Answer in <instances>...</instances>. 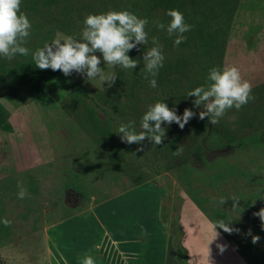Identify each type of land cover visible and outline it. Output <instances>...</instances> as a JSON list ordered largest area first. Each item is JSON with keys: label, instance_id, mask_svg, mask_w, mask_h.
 <instances>
[{"label": "rangeland", "instance_id": "obj_1", "mask_svg": "<svg viewBox=\"0 0 264 264\" xmlns=\"http://www.w3.org/2000/svg\"><path fill=\"white\" fill-rule=\"evenodd\" d=\"M130 2L21 0L20 10L32 23L25 46L34 51L65 35L78 39L88 14L124 10L123 4ZM207 6L209 11L215 8ZM159 7H163L162 0H155L150 12L136 14L149 21L145 28L148 43L127 53L138 61L136 68L107 65L101 53H94L101 57L106 76L115 73L114 84L88 80L86 70H72L68 76L59 71L53 80L41 83L46 95L40 98L22 86L17 74L0 71V102L12 126L10 132L0 130V264H57L59 244L68 253H87L94 245L79 236L72 247L70 237L81 235L78 231L93 235L97 242L134 241L136 236L128 238L126 230L120 235L121 227L133 219L123 217L122 211H133L128 210L133 206L130 201L144 196L152 199V189L159 182L167 186L172 180L215 224L223 221L233 229L229 233L219 228L231 245L225 256L230 252L236 257L239 249L247 263L264 264V228L253 215L264 208V0H233L229 16L214 22L208 12L207 28L203 26L222 24L225 40L219 50V68L237 67L242 79L251 83L254 97L240 110H228L216 124L223 132V144L214 151L203 149L200 140L212 124L206 117L199 121L203 105L196 106L191 97L182 95L183 78L176 80L181 87L177 92L167 66L165 76L160 81L156 78V88L150 87L143 74L135 73L144 68L143 55L153 46L152 37L159 40L161 36L157 24H165V15ZM159 42L168 55V46L162 44L163 39ZM30 60L31 54L11 61L0 57V66L15 67ZM156 101L165 102L181 117L185 108L194 115L183 129L175 122L162 123L165 136L160 145L150 138L140 144L122 141V134L115 132L117 124L131 123L139 132L142 115ZM199 124L204 127L197 128ZM151 180L159 182L138 186ZM18 182L26 189L24 199L18 198ZM145 188L150 190L144 193ZM123 201H127L125 208L120 206ZM149 215L144 217V234H138L144 243V264L229 262L221 259L223 255L218 258L221 252L214 247L190 255L178 244L179 230L173 232L170 227L162 239L154 237V244L151 233L156 218ZM4 218L11 221L10 226H4ZM253 236L259 237L258 242H252ZM157 241L171 246L155 250Z\"/></svg>", "mask_w": 264, "mask_h": 264}, {"label": "clouds", "instance_id": "obj_2", "mask_svg": "<svg viewBox=\"0 0 264 264\" xmlns=\"http://www.w3.org/2000/svg\"><path fill=\"white\" fill-rule=\"evenodd\" d=\"M20 9L21 0H0V57L11 61L18 55L27 57L31 54L32 61L40 70H60L65 76L72 70L77 72L86 70L88 80L99 78L114 84L115 73L106 76L100 67L101 57L94 53H101L102 60L107 65L132 70L137 67L138 61L131 59L127 53L138 44H147L149 40L148 32L145 31L149 23L147 18H140L128 10H110L88 14L84 18L80 38L65 35L32 51L25 46L31 36L32 23L27 14ZM165 14L170 18L168 24L159 23L157 27L159 30H166L169 36L175 35L174 45L179 46L186 40L184 33L189 32L193 26L185 22L183 13L178 9H168ZM152 45L143 55L142 71L150 87L156 88L158 86L156 77L159 69L163 67L165 56L162 45L155 36L152 37ZM187 96L196 98L194 101L196 106H204L205 111L199 113V118L203 120L206 116L209 117V123L212 125H216L228 110L233 108L240 110L254 99L251 83L242 79L240 70L235 66L210 68L206 83L188 91ZM193 115L190 109L185 108L181 117L175 110H170L165 102L156 101L148 105L142 115L139 132L131 123L123 122L117 124L115 132L122 134L121 140L128 144H140L146 138H150L155 145H160L165 136V129L161 128L162 123L175 122L183 129ZM18 188L20 189L18 198L24 199L27 195L26 189L19 182ZM224 202L223 199L220 201L221 204ZM253 215L259 217L261 227L264 228V208ZM2 223L7 227L11 221L4 218ZM212 227L214 232L216 228L229 233L233 231L223 221H218ZM258 240V236H253V243ZM81 264H95L94 258L90 254H85Z\"/></svg>", "mask_w": 264, "mask_h": 264}, {"label": "trees", "instance_id": "obj_3", "mask_svg": "<svg viewBox=\"0 0 264 264\" xmlns=\"http://www.w3.org/2000/svg\"><path fill=\"white\" fill-rule=\"evenodd\" d=\"M130 1V3L123 4L124 10L138 14L145 11L147 13L150 12L152 3L155 0ZM162 2L163 7L159 8L164 11L165 24L167 19L170 20V18L165 14L166 10L178 9L181 13H183L185 22L193 27L192 30L184 33L186 40L179 46L174 45V36H169L166 30L161 31L159 41L163 39L162 44H166L168 46L169 54L164 55L165 60L163 68L159 69V73L156 78L160 81L161 78L165 76L167 70L165 66H167L171 69V77L173 78L172 81L174 83V88L177 89V92L180 91L181 87L176 80L183 78L184 81H186V83L182 85L184 89V93L182 95H187L188 91L206 83V78L210 68H219L220 66L219 62L221 51L219 50H221L224 46L225 40L221 37L223 27H221L222 24L218 25V22V26L213 28L212 23L210 22L212 28H203V26H206L207 28V24L210 19L208 12L211 13L214 22L220 21L219 19L222 18V20H224L225 16H229L231 13L229 12V4H231L233 0H162ZM207 4H214V10L209 11L211 8L207 6ZM196 52H199V55H197ZM142 70L139 71V69H137L135 73L143 74ZM0 71L7 73L13 72L17 74L20 78L22 86L25 87L29 93L33 94L35 97L42 98L46 95V92L42 88L41 83L43 81L53 80L60 70H40L35 66L34 62L30 60L25 64H18L15 67L0 66ZM160 72H163L164 74ZM80 91L85 93L83 88H80ZM177 96L179 97L180 95ZM191 98L194 103L196 98ZM208 118L209 117L206 116V120ZM203 120L199 118L200 122ZM196 127L203 128L204 125L201 126V124H199ZM0 130L6 132H10L12 130V126L8 121L6 110L1 102ZM222 133L223 132L221 131V127L219 125H212V128L209 129V131L202 136L200 140L203 143V149H206V151H214L221 147L223 144ZM196 150L199 153L202 151L198 146H196ZM238 252L247 259V256L241 250L238 249Z\"/></svg>", "mask_w": 264, "mask_h": 264}, {"label": "crops", "instance_id": "obj_4", "mask_svg": "<svg viewBox=\"0 0 264 264\" xmlns=\"http://www.w3.org/2000/svg\"><path fill=\"white\" fill-rule=\"evenodd\" d=\"M156 182L159 181L151 180L138 186H146L147 184H154ZM149 190L150 189L145 188L144 193ZM152 192V199L144 196L140 199L130 201L134 206L128 208V210H133L129 212L130 214L127 210H124V212L122 211L123 217L130 216L133 219L130 223H126V227H121L122 231H120V235H123L125 233L124 230H126L127 237L130 236V234L136 236L134 241L128 237L129 239H122L119 244L107 240L97 242L96 237L93 235L88 233L83 234L78 231L81 235H73L70 237L71 242L73 241L74 243L72 244V247L75 246V242L77 241L75 239L79 236L82 241L93 244V248L87 253L76 254L74 251L71 253L66 252L62 245L59 244L56 249L58 255L57 264H81L85 254H90L94 258L95 264H144L145 248L140 236L144 234L143 222L145 214L147 213H150L149 216H153V219L156 218V221L154 220L152 223V242L155 241V238L162 239V235L164 233L166 234L170 227V231L171 229H173V232L175 229L179 230L181 237L178 244L180 245V248L188 251L190 255L191 253H197L196 251H205L210 247H214L217 249V252H221L220 255L218 253L217 257L220 258V256L223 255V258L221 259L224 262L226 260L229 261L227 264H249L237 251L236 257H234L229 251L228 256H225L224 251L228 248L227 245L231 247L230 243L219 228L215 229V234L212 227L215 225V222L203 212L197 203L185 196L182 187L175 181H169L167 186L164 183L160 184L159 182L158 186L156 185V188L152 189ZM156 193L158 196H156ZM126 204L127 201H123L120 206L125 208L124 205ZM147 226L149 225L147 224ZM130 227H132V231H129ZM156 244L161 247L155 246V250L162 249V247L164 248L165 246H171V243L165 242L164 244V242L162 243L161 241H157ZM100 246H103V251L100 250ZM175 247H177V245ZM199 258H202V256ZM152 262L154 263L156 261Z\"/></svg>", "mask_w": 264, "mask_h": 264}]
</instances>
